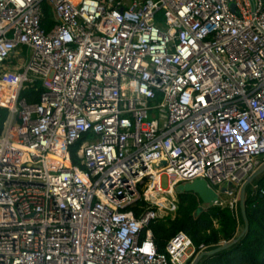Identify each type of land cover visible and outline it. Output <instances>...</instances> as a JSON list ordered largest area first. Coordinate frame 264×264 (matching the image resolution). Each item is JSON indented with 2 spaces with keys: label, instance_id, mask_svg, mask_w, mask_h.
<instances>
[{
  "label": "built area",
  "instance_id": "1",
  "mask_svg": "<svg viewBox=\"0 0 264 264\" xmlns=\"http://www.w3.org/2000/svg\"><path fill=\"white\" fill-rule=\"evenodd\" d=\"M1 83L0 264H191L204 245L148 228L198 179L237 211L262 166L264 0H0Z\"/></svg>",
  "mask_w": 264,
  "mask_h": 264
},
{
  "label": "trees",
  "instance_id": "2",
  "mask_svg": "<svg viewBox=\"0 0 264 264\" xmlns=\"http://www.w3.org/2000/svg\"><path fill=\"white\" fill-rule=\"evenodd\" d=\"M47 11V9H46ZM43 89L40 82L29 86L21 92V98L28 103L39 101ZM9 110L0 107V135L9 118ZM82 141L71 151L74 165L78 164L77 151ZM254 185L258 186L257 193L247 188L246 211L248 217V230L245 235L232 247L213 256L205 257L200 264H264V173L256 179ZM175 217H165L149 226L153 233L154 242L159 252H165L167 243L178 233L188 235L194 244L204 245L206 251H212L225 242L239 237L245 228V221L239 208L231 210L227 206H207L194 193H177ZM142 202L132 207L136 217L142 213ZM204 210L197 215L199 207ZM146 232L143 233L145 236ZM190 264V263H188Z\"/></svg>",
  "mask_w": 264,
  "mask_h": 264
},
{
  "label": "water",
  "instance_id": "3",
  "mask_svg": "<svg viewBox=\"0 0 264 264\" xmlns=\"http://www.w3.org/2000/svg\"><path fill=\"white\" fill-rule=\"evenodd\" d=\"M167 163L164 161L161 163V166L166 165ZM264 173V164L257 169L250 178L242 185L241 192H240V210L242 213V216L245 221V228L243 232L239 235V237L235 240H232L230 242H225L218 248L212 250V251H205L202 252L199 256H197L191 264H200V262L205 258L209 256H213L217 253H220L221 251L227 250L233 245H235L247 232L248 230V217H247V211H246V196H247V188L250 184H252L258 177H260ZM227 190L224 188L222 190V193H225ZM177 193H194L196 194L204 205L207 206H215L216 204H219V195L217 192H215L211 187H209L206 180H195L192 183H187L184 185H179L176 188ZM204 210V207L201 206L197 210V215H199Z\"/></svg>",
  "mask_w": 264,
  "mask_h": 264
},
{
  "label": "rangeland",
  "instance_id": "4",
  "mask_svg": "<svg viewBox=\"0 0 264 264\" xmlns=\"http://www.w3.org/2000/svg\"><path fill=\"white\" fill-rule=\"evenodd\" d=\"M44 7H47V11L45 12L44 24L46 23V25H47L46 27H47V29H49V27L52 26L54 23V13L52 12V8L50 7L49 2L45 3ZM29 57H30V53H28L27 51H24V53L22 54V60H18L16 64H18V66L23 67L26 64V62L28 61ZM3 97L8 102L5 105L10 106L14 100V97H15V90L14 89L10 90L4 83H1V85H0V98H3ZM260 160L264 162V155L260 157ZM255 182H256V180L248 186L249 189H251V188L253 189ZM162 187L164 189H167V178L166 177H163V179H162ZM216 189L221 190L222 188L216 187ZM164 198H167L169 201V198H171V197H168V195L163 194L162 198L159 199V202L162 203L164 201ZM220 199L224 203H228L231 200V196L228 194H225V193H221ZM164 204L166 206H168L169 202H166ZM171 214H173V213H171ZM174 217H175V213L172 215V218H174Z\"/></svg>",
  "mask_w": 264,
  "mask_h": 264
},
{
  "label": "crops",
  "instance_id": "5",
  "mask_svg": "<svg viewBox=\"0 0 264 264\" xmlns=\"http://www.w3.org/2000/svg\"><path fill=\"white\" fill-rule=\"evenodd\" d=\"M24 51H27L26 49H24V50H22V52H20V53H18V55H16L15 56V58L13 59V60H11V62H9L8 63V68L11 70V69H17V67H18V64H16L17 63V61L18 60H22V59H20V55H22L23 53H24ZM8 102L4 99V97L3 98H0V104H3V105H5V104H7ZM264 164V162L262 163V165ZM254 187H258L257 185H254L253 186V193L255 192V190H254Z\"/></svg>",
  "mask_w": 264,
  "mask_h": 264
},
{
  "label": "bare ground",
  "instance_id": "6",
  "mask_svg": "<svg viewBox=\"0 0 264 264\" xmlns=\"http://www.w3.org/2000/svg\"><path fill=\"white\" fill-rule=\"evenodd\" d=\"M14 98H15V97H14ZM13 103H14V100H13L12 104H13ZM12 104H11V105H12ZM53 158H54V159H58L57 157H53Z\"/></svg>",
  "mask_w": 264,
  "mask_h": 264
}]
</instances>
